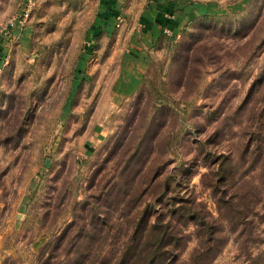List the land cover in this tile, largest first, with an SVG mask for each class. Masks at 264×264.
<instances>
[{
  "label": "rangeland",
  "instance_id": "obj_1",
  "mask_svg": "<svg viewBox=\"0 0 264 264\" xmlns=\"http://www.w3.org/2000/svg\"><path fill=\"white\" fill-rule=\"evenodd\" d=\"M195 1L123 89L97 0H34L0 84V264L109 261L145 209L181 264H264V0Z\"/></svg>",
  "mask_w": 264,
  "mask_h": 264
},
{
  "label": "crops",
  "instance_id": "obj_2",
  "mask_svg": "<svg viewBox=\"0 0 264 264\" xmlns=\"http://www.w3.org/2000/svg\"><path fill=\"white\" fill-rule=\"evenodd\" d=\"M97 3L99 14L95 23L100 27L96 30L105 31L108 36L116 34L124 45L121 72L127 77L120 84L123 89L139 85L153 48L167 36L180 35L183 27L197 18L203 8L195 0H97ZM21 8L19 0H0V26ZM26 24L0 31V84L8 64L3 61L11 56L13 42L31 36L32 30ZM164 29H169L170 34Z\"/></svg>",
  "mask_w": 264,
  "mask_h": 264
},
{
  "label": "trees",
  "instance_id": "obj_3",
  "mask_svg": "<svg viewBox=\"0 0 264 264\" xmlns=\"http://www.w3.org/2000/svg\"><path fill=\"white\" fill-rule=\"evenodd\" d=\"M152 215L153 213L147 209L142 212L127 240L120 243L114 249L109 250L111 254L109 261L99 260L98 257L100 252L96 248L87 250L81 249L79 252L81 253L80 256L82 260L79 261L78 264H181V262H178L175 251V245L178 243L180 237L172 232L168 222L164 225L159 223L158 217H156L153 223H149V219ZM191 219L194 220V218ZM204 227L205 224L201 219L199 228ZM207 232V242L209 243L213 240L210 226L207 228ZM45 246L47 247L48 245L46 244ZM210 251L211 242L210 245L205 243V245L199 246L193 252V263L190 264H202L201 260ZM73 252H67V258L63 259L58 264H68V257L70 254H75ZM40 264L51 263L44 259Z\"/></svg>",
  "mask_w": 264,
  "mask_h": 264
},
{
  "label": "built area",
  "instance_id": "obj_4",
  "mask_svg": "<svg viewBox=\"0 0 264 264\" xmlns=\"http://www.w3.org/2000/svg\"><path fill=\"white\" fill-rule=\"evenodd\" d=\"M21 3H22L21 10L6 20V22H4L0 26V31L4 32L5 30L12 27L24 26L28 22L30 18L31 10L34 6V0H21ZM119 25L120 23L117 22L116 26L118 27ZM164 32L166 34H170L169 29H164ZM176 36L178 37L179 34H176ZM3 62L4 64L8 63V57H5Z\"/></svg>",
  "mask_w": 264,
  "mask_h": 264
}]
</instances>
